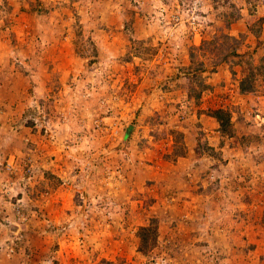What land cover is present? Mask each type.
Returning <instances> with one entry per match:
<instances>
[{"label": "rangeland", "instance_id": "rangeland-1", "mask_svg": "<svg viewBox=\"0 0 264 264\" xmlns=\"http://www.w3.org/2000/svg\"><path fill=\"white\" fill-rule=\"evenodd\" d=\"M259 18L264 0H0V264H264V74L240 95L232 63L264 56ZM220 34L242 41L197 53L195 107L183 68Z\"/></svg>", "mask_w": 264, "mask_h": 264}, {"label": "trees", "instance_id": "trees-1", "mask_svg": "<svg viewBox=\"0 0 264 264\" xmlns=\"http://www.w3.org/2000/svg\"><path fill=\"white\" fill-rule=\"evenodd\" d=\"M234 10V8L232 9ZM199 13V12H197ZM235 12H230L228 14H222V24L225 27H228L233 21H237L239 18L238 14L234 17ZM201 14V13H199ZM202 15V14H201ZM234 17V18H233ZM231 19V20H229ZM264 23V18H259L256 21V27L250 28V33L253 34L256 39H258L261 25ZM215 39V40H214ZM213 40L206 42L202 41L200 46H192L188 54L189 65L187 68H183L185 71L184 75L188 80L187 88V100H192L193 105L198 107L202 104V97L210 90L209 85L203 82V78H200L201 64L196 63L197 53L203 52V49L206 47L210 53L217 54L216 61L213 65L217 66L219 63H222L229 58L236 56V50L238 49L242 37L240 40L230 37L228 35L220 34ZM220 40V42H217ZM231 42V43H229ZM205 46V47H203ZM238 59L235 62H232L235 66H239L240 78L237 81V92L240 95L250 94L254 90L255 79H259L257 75L264 74V56L258 60L257 64H253L251 55H249L245 60L240 59L242 56L238 55ZM234 75L233 72H231ZM262 76V75H261ZM262 79V78H261ZM190 85V86H189ZM206 114L212 117L217 125V132L221 138L231 137V122L229 117V112L223 109L208 110ZM172 135H174V140L176 142H181L183 134L180 132H175L171 130ZM173 139V138H172ZM180 143L175 150H173L172 156H183L185 154L186 147ZM194 153L207 152L214 157V152L205 146L204 143H197L193 147ZM205 153V154H207ZM147 223L144 226H139L137 228V237H138V251L143 252L146 250H151L156 245V220L154 218H149Z\"/></svg>", "mask_w": 264, "mask_h": 264}, {"label": "bare ground", "instance_id": "bare-ground-1", "mask_svg": "<svg viewBox=\"0 0 264 264\" xmlns=\"http://www.w3.org/2000/svg\"><path fill=\"white\" fill-rule=\"evenodd\" d=\"M126 141V139L123 137L122 143H124Z\"/></svg>", "mask_w": 264, "mask_h": 264}, {"label": "water", "instance_id": "water-1", "mask_svg": "<svg viewBox=\"0 0 264 264\" xmlns=\"http://www.w3.org/2000/svg\"><path fill=\"white\" fill-rule=\"evenodd\" d=\"M127 132H128V130L125 132V134H124V138L126 137Z\"/></svg>", "mask_w": 264, "mask_h": 264}]
</instances>
